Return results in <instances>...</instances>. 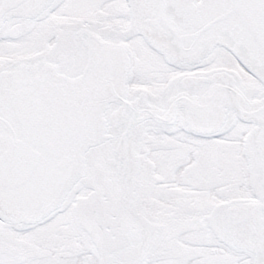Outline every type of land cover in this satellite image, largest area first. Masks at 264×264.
Wrapping results in <instances>:
<instances>
[{
  "label": "snow or ice",
  "instance_id": "snow-or-ice-1",
  "mask_svg": "<svg viewBox=\"0 0 264 264\" xmlns=\"http://www.w3.org/2000/svg\"><path fill=\"white\" fill-rule=\"evenodd\" d=\"M0 264H264V0H0Z\"/></svg>",
  "mask_w": 264,
  "mask_h": 264
}]
</instances>
